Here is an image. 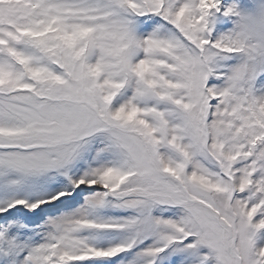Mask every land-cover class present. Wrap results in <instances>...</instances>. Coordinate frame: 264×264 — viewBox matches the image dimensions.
Returning <instances> with one entry per match:
<instances>
[{
  "label": "snow or ice",
  "instance_id": "snow-or-ice-1",
  "mask_svg": "<svg viewBox=\"0 0 264 264\" xmlns=\"http://www.w3.org/2000/svg\"><path fill=\"white\" fill-rule=\"evenodd\" d=\"M0 264H264V0H0Z\"/></svg>",
  "mask_w": 264,
  "mask_h": 264
}]
</instances>
